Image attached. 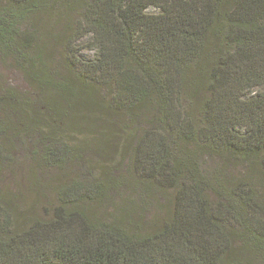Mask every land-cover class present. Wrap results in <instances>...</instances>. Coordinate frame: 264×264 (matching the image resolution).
I'll return each mask as SVG.
<instances>
[{
    "label": "trees",
    "instance_id": "16d2710c",
    "mask_svg": "<svg viewBox=\"0 0 264 264\" xmlns=\"http://www.w3.org/2000/svg\"><path fill=\"white\" fill-rule=\"evenodd\" d=\"M0 54L41 96L42 110L0 104L43 160L91 154L90 181L46 216L0 196V264H264V0H2ZM128 159L171 191L153 226L128 206L99 216Z\"/></svg>",
    "mask_w": 264,
    "mask_h": 264
},
{
    "label": "rangeland",
    "instance_id": "374dc122",
    "mask_svg": "<svg viewBox=\"0 0 264 264\" xmlns=\"http://www.w3.org/2000/svg\"><path fill=\"white\" fill-rule=\"evenodd\" d=\"M2 0H0V8ZM79 8V7H78ZM76 8L73 15L77 19L81 10ZM154 12L153 9H149ZM48 26V25H47ZM20 31L25 29L34 30L33 26L21 23L17 27ZM29 30V31H30ZM87 38L79 40L80 57L84 60H92L95 53L83 44ZM55 60L49 67L55 73H60L57 61L61 54L60 48L51 52ZM63 78L62 72L58 74ZM0 95L2 99L7 95L22 97L26 100L31 109H39L42 103L41 96L28 86L22 74L16 69L15 65L3 55L0 54ZM7 98V97H6ZM28 108V109H30ZM43 108H40L42 110ZM21 119L11 110L8 104H0V146L3 150L2 164L0 166V196L16 202L21 209H30L34 213L48 215L50 211L58 204V190L71 183L72 181L86 182L90 181L91 173L85 160L88 155H84L81 160L73 159L67 156L63 166L59 168L50 167L44 160L45 145L41 137L31 132H18L17 124ZM144 126H135L134 129H141ZM21 128V127H20ZM140 134V133H139ZM90 157V156H89ZM219 160L214 157H206L202 161L204 169H215ZM230 168L227 174L235 173ZM240 168H236L239 170ZM230 175V174H229ZM106 184H114L108 187V203L106 208L102 207L99 216L105 217L107 214H115L120 208L130 207L137 212L143 225L155 224L154 222L166 217L165 208L166 198L171 196V191L162 192L159 188H149L140 183V178L136 166L128 159L121 170L111 172L105 175Z\"/></svg>",
    "mask_w": 264,
    "mask_h": 264
}]
</instances>
